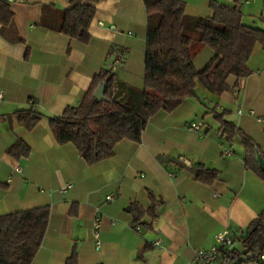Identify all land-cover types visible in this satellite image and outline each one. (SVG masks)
<instances>
[{"label": "crops", "instance_id": "obj_1", "mask_svg": "<svg viewBox=\"0 0 264 264\" xmlns=\"http://www.w3.org/2000/svg\"><path fill=\"white\" fill-rule=\"evenodd\" d=\"M5 1L12 25H0V215L49 208L45 234L31 264H65L73 247L78 264H190L196 251L214 245L218 233L239 237L264 212V181L245 167L239 137L227 142L208 114L212 107L227 111L226 119L250 137L264 157V124L257 121L264 117V47L255 46L247 77L228 78L230 92L213 97L203 91L202 102L188 99L170 113L157 112L139 143L123 140L111 158L90 166L72 144L56 143L47 117L77 106L102 69L142 89V0L97 4L87 44L40 25L43 6L67 9L70 0ZM181 1L189 16L210 15V0ZM241 10L245 25L264 31V0H241ZM116 53L124 55L118 66L113 65ZM212 54L210 48H202L194 57L195 68ZM30 107L44 117L27 131L14 113ZM195 123L203 124L199 132L189 130ZM17 140L30 148L27 158L7 155ZM225 150L231 154L224 155ZM194 163L216 170L219 179L210 186L196 182L189 168ZM66 183L71 187L61 192ZM149 192L158 201L156 217L151 226L136 231L126 208L130 203L149 208ZM107 196L113 200L105 201ZM74 204L76 216L70 213ZM96 216L101 219L99 246L92 233ZM156 241L159 246L153 245ZM142 249L146 252L138 258ZM229 249L239 255L229 264H259L246 261L238 243ZM212 264L226 263L217 259Z\"/></svg>", "mask_w": 264, "mask_h": 264}, {"label": "trees", "instance_id": "obj_2", "mask_svg": "<svg viewBox=\"0 0 264 264\" xmlns=\"http://www.w3.org/2000/svg\"><path fill=\"white\" fill-rule=\"evenodd\" d=\"M103 1L70 0L69 8L61 10L51 5L43 6L40 25L87 44L96 5ZM142 2L146 14L142 89L119 81L111 69H102L94 75L77 106H68L60 115L47 117L56 143L60 146L72 144L78 156L90 166L111 158L115 146L123 140L139 143L149 119L157 112L170 113L188 99L202 102L198 87L213 97L230 92L228 78L247 77L251 73L248 60L255 46L264 47V31L242 22L241 0H232L231 4L210 0V15L203 18L187 15L181 0ZM0 25L4 28L12 25V13L5 0H0ZM205 47L213 54L196 69L194 57ZM100 84L105 86V102L93 98ZM14 114L27 131L44 117L33 107ZM208 114L219 123L218 132L227 142L239 137L245 167L264 181V172L258 163V157H262L258 145L226 119L227 111L218 112L212 107ZM6 153L15 159L27 158L30 148L17 140ZM189 168L195 181L202 185L210 186L219 179L216 170L200 163L191 164ZM148 196L151 205L146 210L137 203H130L126 208L134 229L151 226L156 217L158 201L152 193ZM76 207L72 205L70 213L73 216L77 214ZM49 214V208L43 206L0 215V264H31L44 237ZM231 238L232 245L241 246L240 255L246 261L264 264V260L259 259L264 253V212L248 224L243 234ZM145 252L146 249L140 250L138 258ZM238 256L235 249L228 248L219 259L229 264ZM65 264H78L75 247Z\"/></svg>", "mask_w": 264, "mask_h": 264}, {"label": "built area", "instance_id": "obj_3", "mask_svg": "<svg viewBox=\"0 0 264 264\" xmlns=\"http://www.w3.org/2000/svg\"><path fill=\"white\" fill-rule=\"evenodd\" d=\"M123 61H124V55L122 53H116L113 60V65L118 66ZM2 97L3 95L0 92V100L2 99ZM237 113L241 114V110L239 109ZM249 114L253 115L254 113L253 111H249ZM257 121L264 124V117H258ZM202 128H203L202 123H195L189 126V130L194 132H199ZM230 154L231 152L229 150L224 151V155L229 156ZM70 187L71 184L66 183L61 188V192H65ZM112 200H113L112 196H107L105 198V201H112ZM111 223H113V221H111ZM100 227H101V219L100 217L96 216L92 223V233L96 241V246L100 245ZM135 230L139 231V227L135 228ZM214 240H215L214 245L211 246L210 248L196 251L194 258L192 259L190 264H212L223 255L225 249H228L232 245V238L227 231L218 233L215 236ZM153 245L159 246L160 243L159 241H156L153 243ZM259 259L264 260V253L259 255Z\"/></svg>", "mask_w": 264, "mask_h": 264}, {"label": "water", "instance_id": "obj_4", "mask_svg": "<svg viewBox=\"0 0 264 264\" xmlns=\"http://www.w3.org/2000/svg\"><path fill=\"white\" fill-rule=\"evenodd\" d=\"M105 86L103 84L98 85V87L93 92V98L98 102H105L106 97L104 95ZM259 167L262 172H264V158L258 157ZM189 166V163H185Z\"/></svg>", "mask_w": 264, "mask_h": 264}, {"label": "rangeland", "instance_id": "obj_5", "mask_svg": "<svg viewBox=\"0 0 264 264\" xmlns=\"http://www.w3.org/2000/svg\"><path fill=\"white\" fill-rule=\"evenodd\" d=\"M197 92H198V94H201L203 92V90L200 87H198ZM205 122H207V123L209 122L208 117L205 119ZM219 137H220V135H219Z\"/></svg>", "mask_w": 264, "mask_h": 264}]
</instances>
